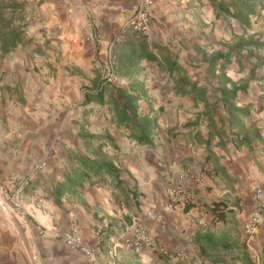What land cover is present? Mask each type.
I'll return each mask as SVG.
<instances>
[{
	"label": "crops",
	"instance_id": "1",
	"mask_svg": "<svg viewBox=\"0 0 264 264\" xmlns=\"http://www.w3.org/2000/svg\"><path fill=\"white\" fill-rule=\"evenodd\" d=\"M234 1L253 5L247 26L217 14L212 0H155L150 38L122 29L136 0L27 1L32 42L0 49V194H12L49 145L52 151L20 192L24 209L0 211V264H89L55 236L73 225L104 264H205L200 253L208 264H254L242 224L257 203L255 189H264V0ZM113 39L121 87L137 97V116L154 120L149 142L129 135L132 123L118 121L108 90L95 91ZM237 40L255 43L243 49L250 60L233 57L226 70L234 81H249L234 100L244 110L238 116L211 90L207 104L177 94L151 57L170 53L191 80L213 89L206 58ZM96 149L118 180L104 169L87 171L67 188L69 174L82 169L75 154L96 161ZM187 172L199 178L185 181L192 203L169 209V192ZM134 216L183 256L124 247ZM255 246L264 264V227Z\"/></svg>",
	"mask_w": 264,
	"mask_h": 264
},
{
	"label": "trees",
	"instance_id": "2",
	"mask_svg": "<svg viewBox=\"0 0 264 264\" xmlns=\"http://www.w3.org/2000/svg\"><path fill=\"white\" fill-rule=\"evenodd\" d=\"M27 1L28 0H0V49L5 52L13 50L19 44L32 42V39L29 38L26 33V28L30 24V16H28L27 13ZM242 2L237 3L234 0H212V5L217 14L229 15L236 19L241 26H247L249 24V15L254 12V9L253 5L250 6L247 4V1ZM230 7H232L233 10H230ZM135 34L141 38H145L137 33ZM253 44H255L254 41L248 40L243 42L242 40H237L235 43L227 45L225 50L215 51L210 54L209 57H205L207 61L204 65L205 74L215 76L217 79V85L213 89L199 85L197 81L191 80L187 75L186 69L181 66L170 53L166 52L160 57L156 55H152L151 57L157 60L160 69L167 71L174 79L173 90L177 94L189 95L193 104H197L201 101L207 104V93L211 90L210 92L215 93V95L219 94L222 104H224L229 111L235 113V116H238L239 113L243 114L244 110L237 107L234 100L239 92L247 90L249 81L248 79L239 82L234 81L226 76V70L233 57H235L236 60H250V54L244 53L243 49L250 45L254 46ZM141 54H145L143 49H141ZM256 67L257 66H253L250 69V73L254 72ZM98 86L99 83L95 88L98 89L96 91L97 94L102 95L103 91H109L110 102L113 105L118 121L132 123V125L129 126V135L138 142H149V135L151 133V127L154 125V120L153 118H148L143 115L137 116V97L130 95L124 87L111 84H105L100 88H98ZM127 111H129L130 114L127 113ZM96 153L99 154L100 158L96 159V161L87 158L81 153L75 154V158L80 162L82 169H73L71 175L69 174L67 188L71 189L74 185L81 184L82 181L88 177L87 171L98 172L100 169H104L108 174L113 175L118 180L119 174L117 169L107 157V154L100 153L97 149ZM211 211H215V205ZM246 264L251 263L248 261Z\"/></svg>",
	"mask_w": 264,
	"mask_h": 264
},
{
	"label": "built area",
	"instance_id": "3",
	"mask_svg": "<svg viewBox=\"0 0 264 264\" xmlns=\"http://www.w3.org/2000/svg\"><path fill=\"white\" fill-rule=\"evenodd\" d=\"M154 3L155 0H136L134 7L123 23L122 29H130L145 38H150L153 30L152 18ZM112 44H114V39L109 45L101 68L98 88L105 84L119 87L125 84V81L115 71L113 55L111 52ZM97 90L98 89H95V91ZM55 139H59V135H57ZM51 151L52 146L49 145L46 149L45 157L31 165L29 173L20 179L17 188L12 194L4 191L0 194V211L3 216H13L24 209L19 196L20 192L30 183L31 179L36 177L47 167L48 157L51 156ZM178 177L181 183L172 188L169 192L167 203L169 209H184L189 206L192 203V198L185 181L189 183V181L197 182L199 180L198 176L188 172L184 174L181 173ZM255 197L257 203L250 210L243 222L242 232L244 235L245 246L250 253V258L254 264H261V259L255 246V239L257 232L264 227V189H255ZM55 236L61 239L67 247L81 252L89 264H104L98 256L97 248L83 242L78 228L75 225H73L70 230L56 232ZM122 244L129 250L147 248L155 251L161 256L169 258H181L183 256L181 251L170 250L163 245H160V243L156 241L149 227L140 222L139 218L136 216L132 217L131 221L127 224V227L122 234ZM195 257L203 263L208 264L202 255L198 254Z\"/></svg>",
	"mask_w": 264,
	"mask_h": 264
}]
</instances>
